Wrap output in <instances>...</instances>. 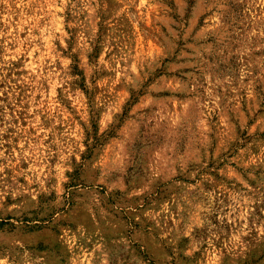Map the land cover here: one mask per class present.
I'll list each match as a JSON object with an SVG mask.
<instances>
[{"label": "rangeland", "instance_id": "374dc122", "mask_svg": "<svg viewBox=\"0 0 264 264\" xmlns=\"http://www.w3.org/2000/svg\"><path fill=\"white\" fill-rule=\"evenodd\" d=\"M0 264H264V0H0Z\"/></svg>", "mask_w": 264, "mask_h": 264}]
</instances>
